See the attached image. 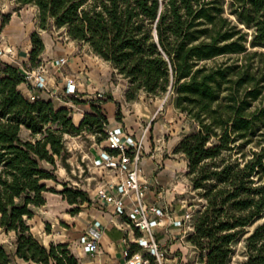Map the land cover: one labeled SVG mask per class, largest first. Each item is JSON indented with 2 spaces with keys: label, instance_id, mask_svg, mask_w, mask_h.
I'll return each instance as SVG.
<instances>
[{
  "label": "trees",
  "instance_id": "16d2710c",
  "mask_svg": "<svg viewBox=\"0 0 264 264\" xmlns=\"http://www.w3.org/2000/svg\"><path fill=\"white\" fill-rule=\"evenodd\" d=\"M13 1L37 8L39 29L48 23L64 29L110 63L128 81L127 102L141 91L174 93L175 107L197 124L172 150L185 157L191 189L203 202L186 240L201 264H228L244 237L240 264H264V65H258L264 51L256 49L264 48V0ZM9 20L2 14L0 29ZM30 39L28 66L34 67L44 45L37 31ZM24 82L18 67L0 62V228L15 233L14 255L29 264H79L67 244H40L28 220L47 191L73 205V215L91 203L80 188L63 182L56 191L46 182L56 181L58 160L69 166L66 135L98 133V144L106 139L103 100H91L75 125L68 108L25 98L18 89ZM10 263L0 243V264Z\"/></svg>",
  "mask_w": 264,
  "mask_h": 264
},
{
  "label": "crops",
  "instance_id": "0c3cea01",
  "mask_svg": "<svg viewBox=\"0 0 264 264\" xmlns=\"http://www.w3.org/2000/svg\"><path fill=\"white\" fill-rule=\"evenodd\" d=\"M34 8L37 14L38 10L35 6ZM0 31V37L3 38V44H0V48L3 45H9L12 49V55L2 57L0 62L18 68L29 64L30 36L33 31L38 32L44 45L40 60L45 65L48 89L36 91L35 94L38 98L50 100L55 108H68L70 113L73 114L75 125H78L83 115L90 111L89 102L97 99L103 100L100 103V108L107 118V127H121L125 133L135 138L141 137L144 129L150 126L155 117L159 118L158 98L141 91L136 100L127 102L125 100V92L128 87L127 79L115 73L111 64L95 55L89 45L73 40L65 44L58 42L46 30L39 29L37 17L31 20L25 16L22 18L12 16ZM60 57L67 60L63 67L56 65V60ZM67 78L73 80L79 103L73 102L71 96L64 94ZM18 89L23 94L28 93L24 83L20 84ZM108 96H111L112 100H106ZM117 108L120 110L119 119L116 117ZM162 116L161 120L154 123V128L163 131L164 124L162 122H166L168 119L167 114ZM171 127L172 125L169 126V128ZM154 128L150 133L149 127V131L144 137V154L141 160L145 200L148 204L159 207L168 214L167 218L163 219L165 225L158 226L155 229L159 242L165 245L169 252L166 264H186V250L189 249L190 251L193 248L186 240L188 231L185 229L187 221H189L186 216H190L191 206L181 204L182 201L176 197L179 187L176 184V176L180 167L177 165V154L169 153V150H173L182 136L170 139L167 142L163 139V143H158L160 142V132L156 133V138L150 139L151 134L155 133ZM67 137L68 135L65 136V139ZM77 139L78 136L74 138L78 148L77 152H72L71 143L65 142L68 154H73L78 163L76 165L77 169L71 171L72 175L77 176V178L69 177L68 184L75 185L85 191L91 201L79 215L82 216L83 214L84 230L74 232L65 227L57 226V218H55V221L53 219L58 215H64L62 212L65 202L60 195L58 197L45 195V204L34 208V210L44 215H41V221L36 227H32L31 219L28 220L30 231L35 239L45 247H48L51 243L67 244L79 264H122L124 258L122 239L126 237L132 242L138 232L127 225L125 216L115 215L111 204L105 203L97 197V189L111 183L112 185L107 187L108 192L116 196V185L119 183L121 176L114 173V171L98 169L90 165L92 158L98 155L101 147L106 146L105 140L100 142V145L93 140L91 146L85 150L82 147V140L78 141ZM180 156L183 155L180 154ZM182 160L186 164V174L187 161L185 158ZM124 203L125 210L128 211L131 202L129 199H125ZM94 220L100 222L101 236L98 240V251L89 253L83 249L79 239ZM172 220H181L183 224L178 227L173 226L170 224ZM46 223L50 225L49 232L44 230ZM189 229L191 228L188 227ZM6 233L12 239L11 252L14 263L29 264L14 255L15 233L13 231L5 232V237Z\"/></svg>",
  "mask_w": 264,
  "mask_h": 264
},
{
  "label": "built area",
  "instance_id": "2783aa9c",
  "mask_svg": "<svg viewBox=\"0 0 264 264\" xmlns=\"http://www.w3.org/2000/svg\"><path fill=\"white\" fill-rule=\"evenodd\" d=\"M1 43L3 44L2 41ZM11 55L12 49L9 45H3L0 48V59ZM66 62V58L60 57L56 60V65L63 67ZM19 69L24 76V84L28 89V93L22 94L29 101H34L37 98L36 91L48 89L45 65L40 62L37 66L30 67L27 65ZM64 94L78 98L71 78L66 79ZM147 131L148 128L144 129L141 137L135 138L125 133L121 127H106V146L101 147L98 155L93 157L90 163L91 167L114 171V173L121 176L119 183L116 185V196L108 192L107 187L111 186V183L99 187L97 189V197L101 201L111 204L115 215L125 216L127 225L138 232L132 242L126 237L122 239L124 257L122 264H166L167 260L166 251L161 248L156 240L155 229L158 226L165 225L163 219L167 218L168 214L163 209L148 204L145 200L141 160L144 154V137ZM71 186L76 187L75 185ZM125 199H129L131 202V207L128 211L125 210ZM189 218L190 216L187 215L186 219ZM170 224L178 227L183 222L181 220H172ZM100 236V222L94 220L80 237L79 243L86 252L95 253L98 251ZM132 244L136 247L134 251H131Z\"/></svg>",
  "mask_w": 264,
  "mask_h": 264
},
{
  "label": "rangeland",
  "instance_id": "374dc122",
  "mask_svg": "<svg viewBox=\"0 0 264 264\" xmlns=\"http://www.w3.org/2000/svg\"><path fill=\"white\" fill-rule=\"evenodd\" d=\"M34 9L35 8L33 5L18 6L17 3L14 2L13 0H0V21H1V15L2 14H9L10 18L12 16L15 18L16 17L22 18L23 16H25L27 19L33 20L35 17H37L36 11ZM44 30H46L47 33H49L53 38L57 39V41L62 43V44H65L71 40L66 35V33L63 29H57L53 25H51L50 23H48V25H46V29H44ZM245 30L250 31L249 29H245ZM1 41L3 42L2 37L0 38V44H1ZM256 49L259 51H264V48L256 47ZM224 59L225 58H217L216 61L221 62ZM209 64H212V62H209ZM253 64L256 65L255 62H253ZM258 65L262 66V65H264V63L258 62ZM113 80H116V79H113ZM174 96H175L174 93L171 91L166 92L160 96H154V97L158 98L157 106L159 107V110H158L159 118L155 117V119L150 123V126H148V129L150 127V133L153 130V128L155 127L154 123L158 122V120H161V118L163 117L162 116L163 114H167V119H168V121H166V122L161 121L164 124L163 125V129H164L163 131L159 130L158 128H154L155 133L153 135L151 134L150 139H153V137H155L156 133L160 132L159 133L160 142H158V143H163V139L165 142H167L170 139H176L179 136H183L185 134L191 133L192 131L196 130V128H197V124L192 119L187 117L186 114L182 113L181 111H179L175 107ZM257 104H258V102H255L253 105L256 106ZM71 117L74 121L73 114H71ZM75 123H77V121H75ZM170 125H172L171 128H169ZM28 136H29V132L26 129L22 128L21 132H20V137L22 139H26V138H28ZM77 136H78L77 140L78 141L82 140V143H83L82 147H84V149L87 150L91 146V144L93 143V140L95 141L96 138L99 136V134L98 133L94 134V133L82 132L79 135H68V137L65 139V142L71 143V147L73 149L72 152H77V150H78L77 145L75 144L76 139L74 140V138H76ZM153 144H154V142H153ZM169 153L172 154V150H169ZM184 158L185 157L180 156V154H177V158H176L177 165L180 168L178 169L177 176H176V184H178V186H179L178 190H177L176 197L182 201L181 204H186L188 206H191L190 218H189V221L186 220L188 223H187L186 228H185L188 231V233H191L192 232L193 219H194L196 213L199 211V209L202 208L203 202H202V199L199 198V196L197 195V192H195L191 189L189 178L185 174L186 164H185L184 160H182ZM67 163L69 166L65 167L59 160L57 161V169L55 171L56 181H52V180L47 181L46 186L48 188L52 187L56 191H58V190L62 189V183L63 182L68 183L69 177L77 178V176L72 175V172H71L73 169H77L76 165H78V163H77L76 157L73 156V154H69L68 158H67ZM44 166L49 168L48 165H44ZM69 183H70V181H69ZM45 195H48L50 197H58V195H60V194L47 191L44 193V196ZM64 202H65V204H64L65 206H64V209L62 212V213H64V215H58V216L54 217L53 220L55 221V218H57V222H58V224H56L57 226L65 227L69 231L81 232L82 230H84L85 221L83 220V214H82V216H79V215H81L80 214L81 211H84L87 208V204H82L80 206V211L73 215L70 213V210L74 206L69 205L65 200H64ZM33 211H34V215L31 218L30 223L32 224V227H36V225L41 221V215H44V214L37 212L36 210H34V208H33ZM263 219L258 220L256 223L261 222ZM188 227H190L191 229L188 230ZM251 229H252V227H249V230H251ZM44 230L46 232H49L50 231V225H48L46 223L44 226ZM4 235H5V231H3V229L0 228V243L4 246L6 251L11 256V263L10 264H15L14 263V257H13L12 252H11L12 251L11 236L8 235L7 233H6V237ZM155 236H156V240L159 242V240L157 238V233L155 234ZM159 244H160L161 248L166 251V257L168 258L169 252H168L167 247L165 245L161 244L160 242H159ZM244 251H245L244 237H242L236 242V244L234 246L233 254L230 257L228 264H240L246 258ZM186 264H201V258H200V254H199L198 250H196L195 248H192L190 251H189V249L186 250Z\"/></svg>",
  "mask_w": 264,
  "mask_h": 264
}]
</instances>
